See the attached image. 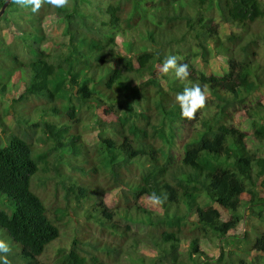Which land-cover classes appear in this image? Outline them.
Wrapping results in <instances>:
<instances>
[{
  "label": "trees",
  "instance_id": "obj_1",
  "mask_svg": "<svg viewBox=\"0 0 264 264\" xmlns=\"http://www.w3.org/2000/svg\"><path fill=\"white\" fill-rule=\"evenodd\" d=\"M84 1L33 13L9 0L0 13V101L8 95L0 121L16 125L0 141V202L12 204L0 208V227L18 247L11 264H264L256 188L260 177L264 186V0H107L80 9ZM48 14L62 22L61 35L40 30ZM211 52L224 57L221 74L209 70ZM169 55L188 65L186 81L159 71ZM16 74L21 88L10 95ZM193 84L207 102L186 120L175 97ZM86 128L96 131L90 142ZM30 180L64 190L53 216ZM152 192L166 196L162 206L150 204ZM68 207L94 224L93 237L72 232L68 246L39 259ZM238 240L248 245L236 258Z\"/></svg>",
  "mask_w": 264,
  "mask_h": 264
},
{
  "label": "rangeland",
  "instance_id": "obj_2",
  "mask_svg": "<svg viewBox=\"0 0 264 264\" xmlns=\"http://www.w3.org/2000/svg\"><path fill=\"white\" fill-rule=\"evenodd\" d=\"M101 2L102 4H104L107 0H85L84 4H80V9H91V7H95L96 4L98 2ZM144 1V0H142ZM142 5L143 2H139ZM148 12L150 10V8L147 9ZM20 12H25V8H22L19 10ZM39 12V11H38ZM142 15L146 14L145 12L141 11ZM15 13L16 12H11L10 16L11 17H15ZM258 20V19H256ZM255 20V21H256ZM262 20V19H261ZM264 24V20L261 21L260 25ZM258 24L254 25V27H258L260 26ZM264 27V25H263ZM61 28H62V22L59 21L54 15L52 14H48L47 16H45L43 18V22L41 23V27L40 30L44 33V34H52V35H61ZM64 38V37H63ZM5 40L7 42H9L11 45H13L15 47L16 50H19L20 46L18 47V45H16V43H18V39L13 38L11 39V35L7 32H5ZM12 46V49H13ZM62 49L64 50L65 48L62 47ZM210 58L208 60V66H209V70L213 73L216 74H221L222 72L225 71L226 69V63L224 61V57L222 55H218L215 56V54H213L212 52L208 55ZM2 66L4 67H10L12 66V61L10 58H3L2 59ZM13 69V68H12ZM14 79V83L12 82L10 87H9V92L10 95L11 94H16L17 91L20 90L21 88V77L16 74L15 76H13ZM29 101L27 100L24 107L26 108L25 110H27L28 112H30V115H35V112H33L34 108H35V104H33L32 99L28 98ZM8 101V95H5L4 97H2L1 101H0V113H1V106L3 104H6ZM46 108L45 117L47 118H51L50 116H53V114L51 115V113L54 112L53 110V105H45L44 106ZM55 107V106H54ZM83 108V106H82ZM81 108V109H82ZM83 111V110H81ZM52 119V118H51ZM232 120L235 123H242V120L240 118V116L234 115ZM15 122L12 121L11 118H9L8 116L4 117L1 121H0V141H4L6 139V136L10 133V131H15V126L14 125ZM3 127V128H1ZM96 131H93L91 129L86 128L85 129V133H84V139L87 141H91L94 133ZM40 145V144H37ZM257 151L261 154H264V146H258ZM133 177V175H132ZM261 177L258 178L257 180V184H256V188L257 190H259L260 192L264 191V186L261 184ZM49 183H46L45 186H40V185H36L38 184L37 181H34V185L32 183V180H30V189L32 192H34L39 199L45 204V207L47 209V213L50 216H53V212L55 210V208H57L58 206H62V201H63V193L64 190L61 189L62 187L59 184H54L53 181H47ZM69 197V204L72 206L74 205L75 201H76V194H73L71 192H69L68 194ZM242 197H244V194H241ZM114 195L111 194V192H107L104 195V200L106 202V204H111L112 203V197ZM11 201L9 200H2L0 202V208H2L3 210H5L7 213H9L11 211ZM68 211L66 212L65 215H62V222H59V232H58V237L53 240H50V242L46 245V248L44 250V252H46L48 254L47 257L44 258V254H41L39 256V259H49V256L52 255L53 252H55V249L57 247L60 246H68L69 244V239L71 237V234L73 232V234H75L76 236H80L85 235L89 238L93 237V234L95 232L94 230V224L93 223H86L84 221H80V219H78L75 216V212L77 211L76 209L70 208L68 207ZM250 223H255V219L250 220ZM247 223V222H246ZM248 224V223H247ZM241 225V222H238L236 226ZM249 225V224H248ZM240 232H241V228ZM74 230V231H73ZM255 230V229H254ZM77 231V234H76ZM248 234L250 235V237H254V232H252V228H250V230H248ZM72 234V235H73ZM0 239H4L7 243H9V245L11 246L12 249L18 250L17 245L11 240V238L8 236V234L0 227ZM247 242L244 240H238L236 241V244L234 246H237V254L234 256L237 258V256L239 255H244L243 254V250H246L247 248ZM202 248L207 252L208 255H215V247H214V243H209V242H205L202 244ZM227 247L224 246V250H226ZM138 251L144 252L145 254L149 255V252L143 247L140 246Z\"/></svg>",
  "mask_w": 264,
  "mask_h": 264
},
{
  "label": "clouds",
  "instance_id": "obj_3",
  "mask_svg": "<svg viewBox=\"0 0 264 264\" xmlns=\"http://www.w3.org/2000/svg\"><path fill=\"white\" fill-rule=\"evenodd\" d=\"M13 2L23 8H31V11L36 13L45 3L55 8H66L69 6L70 0H13ZM180 59L175 55L165 57L162 65L159 66V71L164 75L174 72L179 81H186L190 76L189 67L187 64L179 63ZM175 100L179 105L181 117L186 120H193L196 113L206 106L207 90L202 89L199 84L185 86L181 92L176 94ZM148 200L153 207H160L164 204L166 196L152 192L148 196ZM11 252L12 248L9 243L0 239V264H11L8 258Z\"/></svg>",
  "mask_w": 264,
  "mask_h": 264
},
{
  "label": "water",
  "instance_id": "obj_4",
  "mask_svg": "<svg viewBox=\"0 0 264 264\" xmlns=\"http://www.w3.org/2000/svg\"><path fill=\"white\" fill-rule=\"evenodd\" d=\"M9 0H3L2 3L0 4V13L3 11L4 7L6 6L7 2Z\"/></svg>",
  "mask_w": 264,
  "mask_h": 264
}]
</instances>
